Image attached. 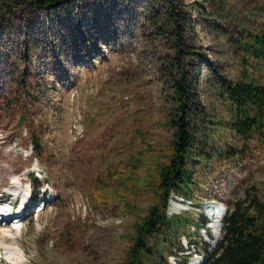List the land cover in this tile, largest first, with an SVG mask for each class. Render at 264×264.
<instances>
[{
    "label": "rangeland",
    "instance_id": "obj_1",
    "mask_svg": "<svg viewBox=\"0 0 264 264\" xmlns=\"http://www.w3.org/2000/svg\"><path fill=\"white\" fill-rule=\"evenodd\" d=\"M180 1L198 24L197 48L208 60L200 63L206 113L198 129L200 142L215 151L196 166L197 205L168 196V215L189 213L199 224L190 240L180 241L185 258L170 256L169 264H202L222 235L215 238L210 228L212 202L226 209L245 190L264 201V149L251 142L231 156V146L241 149L242 140L225 124L230 112L213 77L247 73L264 84V65L244 69L232 34L205 17L208 0ZM117 2L68 0L48 12H0V210L24 208L0 215L9 219L0 224L23 222L0 231V264H18L25 253L31 264H121L135 223L156 202L150 185L169 151L171 132L162 121L170 102L148 58V32L139 28L138 13L127 16ZM256 5L228 0V30L255 27ZM31 134L40 140L37 149Z\"/></svg>",
    "mask_w": 264,
    "mask_h": 264
},
{
    "label": "trees",
    "instance_id": "obj_2",
    "mask_svg": "<svg viewBox=\"0 0 264 264\" xmlns=\"http://www.w3.org/2000/svg\"><path fill=\"white\" fill-rule=\"evenodd\" d=\"M67 1L4 0L0 1V12L14 7L42 8L48 12ZM115 1L119 2L118 6L122 3L127 16L129 11L138 13L139 28L148 32V58L155 67L161 91L170 102L162 123L171 132L166 160L157 163L156 179L150 185L156 202L148 207L141 221L135 223L132 244L121 264H169L170 256L182 261L186 250L180 241L183 236L189 239L192 227L199 229V224L189 213L168 215L167 201L168 196L174 193L182 200L197 205L193 201L192 190L197 183L195 169L197 164L204 163L210 151H215L212 143L206 140L200 142L201 130L199 132L198 129L202 115L206 113L199 100L200 63L208 60L197 48L198 24L190 8L180 0H142L143 5L137 9L132 5L134 0ZM256 2L260 18L253 28L228 30L223 14L228 0H208V8L203 11L205 17L213 19L223 33L232 34L233 41L243 52L240 58L244 60L245 70L264 65V0ZM131 33L132 29L128 36ZM116 51L119 49L116 48ZM213 80L217 94L230 112L225 124L242 140L241 149L231 146V156L239 157L241 151H247L251 142L264 149V84L247 73L236 79L219 74ZM31 136L37 149L40 140L34 134ZM33 179L37 181L36 176ZM39 185L36 183L35 191ZM226 208L221 238L211 252L204 253L202 264H264V201L245 190L242 198L231 199Z\"/></svg>",
    "mask_w": 264,
    "mask_h": 264
},
{
    "label": "clouds",
    "instance_id": "obj_3",
    "mask_svg": "<svg viewBox=\"0 0 264 264\" xmlns=\"http://www.w3.org/2000/svg\"><path fill=\"white\" fill-rule=\"evenodd\" d=\"M22 210H23V206H20L19 208H15V209H9L8 211L0 210V215H9V214H14V213L18 214ZM22 224L23 222L19 220H13L10 224H0V231L5 230V229L14 230V226L22 225ZM25 231H26V228L20 229V232H21L20 239L23 238ZM0 259H2V257H0ZM18 264H31V256L25 253V259L23 261L18 262Z\"/></svg>",
    "mask_w": 264,
    "mask_h": 264
},
{
    "label": "bare ground",
    "instance_id": "obj_4",
    "mask_svg": "<svg viewBox=\"0 0 264 264\" xmlns=\"http://www.w3.org/2000/svg\"><path fill=\"white\" fill-rule=\"evenodd\" d=\"M210 206H214V208H209V212L211 217L213 218V223L210 225V228L212 229V231H214V237L218 238L221 235V231H222V218L226 212V209H222L219 211L218 205H216L215 203L212 202V204ZM24 209V208H23ZM207 210V208H206ZM4 220V221H8V218H0V221Z\"/></svg>",
    "mask_w": 264,
    "mask_h": 264
}]
</instances>
